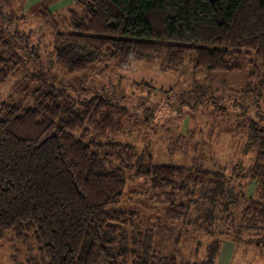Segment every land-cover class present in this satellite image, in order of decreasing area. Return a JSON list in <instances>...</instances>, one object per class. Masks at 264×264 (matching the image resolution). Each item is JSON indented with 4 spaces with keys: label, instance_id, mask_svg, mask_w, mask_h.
Wrapping results in <instances>:
<instances>
[{
    "label": "trees",
    "instance_id": "1",
    "mask_svg": "<svg viewBox=\"0 0 264 264\" xmlns=\"http://www.w3.org/2000/svg\"><path fill=\"white\" fill-rule=\"evenodd\" d=\"M68 31L54 38L55 64L68 74L102 60L160 61L173 70L234 71L254 53L264 70V0H73ZM43 17H52L48 9ZM53 19V18H52ZM66 21V17H65ZM20 58L0 52V82ZM62 89L34 107L0 104V232L32 238L45 264H179L154 251L156 229L118 206L127 185L143 180L150 200L174 224L216 236L205 257L218 264L221 239L264 249V125H251L256 157L235 179L224 168L158 164L146 149L115 141L125 128L105 95L78 101L62 118ZM179 147L169 149L171 158ZM243 181L255 182L247 195ZM179 243V240H177Z\"/></svg>",
    "mask_w": 264,
    "mask_h": 264
},
{
    "label": "rangeland",
    "instance_id": "2",
    "mask_svg": "<svg viewBox=\"0 0 264 264\" xmlns=\"http://www.w3.org/2000/svg\"><path fill=\"white\" fill-rule=\"evenodd\" d=\"M77 8L73 0H0V52L21 61L0 82V104L28 109L41 94L62 89L64 118L78 101L108 96L115 104L110 116L125 128L115 141L140 152L147 149L158 164L222 167L238 185V176L255 162L251 125H264V70L255 54L238 59L240 69L234 71L196 70L188 56L173 70H164L160 61L102 60L85 72L68 74L55 64L53 43L56 33L69 30V11ZM45 9L51 18L43 17ZM172 146L179 147L173 158ZM242 182L253 196L256 183ZM113 209L135 213L145 228L156 229L152 248L176 256L179 264L202 260L207 246L218 239L182 222L171 224L151 202L143 180L129 182ZM15 234L0 232V264H45L35 241L18 240ZM221 243L218 264H264V249L255 242Z\"/></svg>",
    "mask_w": 264,
    "mask_h": 264
}]
</instances>
